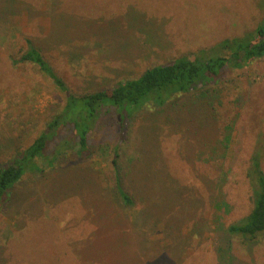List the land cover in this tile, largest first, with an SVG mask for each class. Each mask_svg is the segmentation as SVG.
Listing matches in <instances>:
<instances>
[{
  "label": "rangeland",
  "instance_id": "374dc122",
  "mask_svg": "<svg viewBox=\"0 0 264 264\" xmlns=\"http://www.w3.org/2000/svg\"><path fill=\"white\" fill-rule=\"evenodd\" d=\"M263 23L264 0H0V164L66 103L35 66L12 64L26 39L80 96ZM204 93L143 110L123 132L100 118L85 159L64 128L0 209V264H264V234L228 231L252 209L254 153L264 172V57ZM116 147L133 207L114 193Z\"/></svg>",
  "mask_w": 264,
  "mask_h": 264
},
{
  "label": "trees",
  "instance_id": "16d2710c",
  "mask_svg": "<svg viewBox=\"0 0 264 264\" xmlns=\"http://www.w3.org/2000/svg\"><path fill=\"white\" fill-rule=\"evenodd\" d=\"M26 46L23 53L11 58L12 64L35 66L66 95V103L62 110L51 116L44 132L29 147L19 151L13 160L0 164V209L8 202L12 188L26 173L41 171L38 160L48 157L49 143L54 138L58 139L64 128L75 136H70V139L76 140L77 157L87 158L92 154L90 135L100 118H112L123 132L135 114L150 108L163 109L180 95L205 94L224 78L226 72L244 68L263 58L264 23L243 37L222 40L208 50H199L193 56L183 55L165 64L149 67L136 78L80 96L70 91L31 39H26ZM70 139H67L68 143ZM118 150L119 147H116L112 161L116 178L114 193L125 207H133L134 201L123 185ZM56 152L54 149V156L48 160L50 166L61 154ZM261 158L260 152L254 153L246 171L251 186L252 209L243 220L228 228L229 233L239 234L250 241L264 234V172Z\"/></svg>",
  "mask_w": 264,
  "mask_h": 264
}]
</instances>
